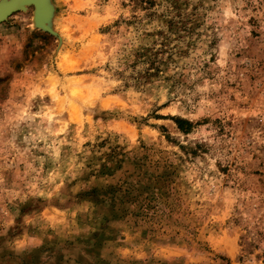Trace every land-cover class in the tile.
<instances>
[{
    "label": "rangeland",
    "instance_id": "374dc122",
    "mask_svg": "<svg viewBox=\"0 0 264 264\" xmlns=\"http://www.w3.org/2000/svg\"><path fill=\"white\" fill-rule=\"evenodd\" d=\"M0 24V264H264V0H50Z\"/></svg>",
    "mask_w": 264,
    "mask_h": 264
},
{
    "label": "water",
    "instance_id": "95a60500",
    "mask_svg": "<svg viewBox=\"0 0 264 264\" xmlns=\"http://www.w3.org/2000/svg\"><path fill=\"white\" fill-rule=\"evenodd\" d=\"M28 6L33 8V25L36 28L53 33L50 28V21L53 14V8L50 4V0H0V24L12 14L26 10ZM43 6L48 7L46 19H41L40 16L38 17L39 10H42Z\"/></svg>",
    "mask_w": 264,
    "mask_h": 264
},
{
    "label": "bare ground",
    "instance_id": "6f19581e",
    "mask_svg": "<svg viewBox=\"0 0 264 264\" xmlns=\"http://www.w3.org/2000/svg\"><path fill=\"white\" fill-rule=\"evenodd\" d=\"M48 14V7L47 6H43L42 10H39V14L38 17L40 16L41 19H46V16Z\"/></svg>",
    "mask_w": 264,
    "mask_h": 264
}]
</instances>
